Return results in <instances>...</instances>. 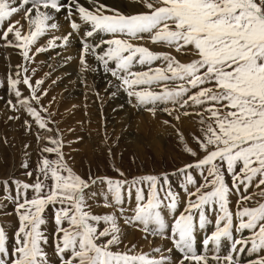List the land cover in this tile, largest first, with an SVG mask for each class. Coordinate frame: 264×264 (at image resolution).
Masks as SVG:
<instances>
[{
  "label": "snow or ice",
  "instance_id": "6c2138e0",
  "mask_svg": "<svg viewBox=\"0 0 264 264\" xmlns=\"http://www.w3.org/2000/svg\"><path fill=\"white\" fill-rule=\"evenodd\" d=\"M136 3L143 10L126 14L104 0H0V41L23 59L7 77L16 97L8 103L26 114V130L35 126L37 140H45L34 180H13L15 195L9 189L5 197L14 205L17 225L10 243L0 224V264H242L246 250L255 255L248 264H264V0ZM60 14L70 31L56 35ZM75 37L82 72L97 70L90 69L91 55L134 108L153 117L175 113L176 121L194 118L199 135L190 134L191 144L163 121L193 158L171 174L182 178V192L167 172L129 180L116 169L118 177L85 179L71 166L59 130L50 126L56 123L50 106L42 104L45 81H33L31 64L37 54L67 49ZM145 40L171 51L153 50L140 43ZM25 174L33 177V171ZM97 182L105 185L101 206L111 209L104 214L90 203L96 193L88 190ZM126 202H132L128 209ZM122 224L171 247L120 250ZM199 232L204 235L198 245Z\"/></svg>",
  "mask_w": 264,
  "mask_h": 264
},
{
  "label": "rangeland",
  "instance_id": "374dc122",
  "mask_svg": "<svg viewBox=\"0 0 264 264\" xmlns=\"http://www.w3.org/2000/svg\"><path fill=\"white\" fill-rule=\"evenodd\" d=\"M104 2L110 5V3H108L107 1L104 0ZM65 23L67 25L66 27H68V24L64 19V24ZM62 31L63 30L61 29L60 32L62 33ZM144 42L151 43L148 40L140 41V43L142 44H144ZM151 44L149 45V47L155 50V47L152 46L153 44L152 45ZM157 46L162 47L161 45H157ZM3 47H4V42L0 41V48ZM77 48H78V53H80L81 45H78ZM160 51H162V49ZM167 51H171V50L167 49ZM173 54L177 55L178 59L181 60L188 59V57L186 56H181L177 53H173ZM40 55L41 53L37 54L35 56V62L31 64V68L35 69V74L33 75V81H35L36 79H44L45 81L44 85L42 86V89L46 90L48 95L42 98V104L46 106H50V111L53 113V119L56 122L54 125H50V126L59 130V134L62 136L64 140V144H65L64 151L66 154V158L69 160L71 166L74 168V170L77 173H79L85 179H88L89 177L92 178L118 177V173L116 169H120L121 171L124 172L125 177L131 180L132 178L140 177L143 175L161 174L167 172L170 175V179L172 181L174 189L182 192V189L178 187V185L181 183L182 178L178 174L175 176L171 174L174 173L178 167H182L184 163L190 162L193 158L190 155L184 153L182 146L178 142L176 133L171 127L164 125L163 121L169 120L172 124H174L176 128L180 129L184 133V135L187 138H189V143L191 144L192 141L190 138V134L192 132H196V128H197V125L194 122V118L181 116V120L176 121L173 118L175 113L173 114V116H168L166 113L158 111L157 113H159V115H157L156 119L158 118L157 121L160 122V125H162V127L166 130V132L161 133L160 132L161 129L159 127H155V130L152 131L149 130L153 133L158 132V135H160L162 140L160 146H153L152 145L153 143L145 139V137L143 136L144 134L142 132L140 133L141 127L144 128L143 131L146 130L144 126H146L147 130L150 128L148 124L145 123L142 124L141 127H136V125L139 123L141 119L140 116H136V119L130 120V118H127L128 120H126L127 116H125L126 115L125 113L124 115L125 121L122 122L121 128L119 126L120 123H117V125L114 124L107 125V122L105 123L106 118L104 119L105 121H103L98 117L95 120H93L92 115H94L95 106H93L94 103L93 101H91V99L90 101L86 100L84 104L85 96L81 97V100L78 101L77 103H74V105L72 104L71 108L69 109L68 108L66 109L64 107L62 108L61 106L63 105V101L59 102V100L56 99L58 93L56 90V86L53 83L54 80L50 78L48 71H46V69L48 68V64H45V61L42 60L40 61L39 59ZM79 57L80 54L78 56V62H79ZM93 60L94 58L92 56L89 57V61L91 63L96 62L95 60L94 61ZM97 67L98 68L100 67L99 72L101 73V70L103 71V68H101V66L98 65V63H97ZM80 68L81 66L78 67L77 64L76 71L79 77L85 74V72H82ZM105 74L108 78L115 80V78H112L110 73H105ZM0 83H2V81H0ZM116 83L119 82L116 81ZM107 84H110V81H108ZM91 91H93L94 94H92L93 92ZM91 91H89L88 94L89 95L92 94V96H95V104H97L96 97H99L96 96L98 93V86L92 83ZM119 92L122 93V97L124 98V101L128 102L127 104L132 106L131 104H129V99H128L129 97L127 96L126 92L123 91V89L121 90L118 89V93L117 91L113 93H115V96H117L119 95ZM97 100H99V98H97ZM54 104L57 106H54ZM88 105L91 107H89ZM63 112L66 113L64 114ZM13 116L18 117V112L12 110V112L7 117V121L4 120L3 118H1L2 121L0 119V144L2 145V147L0 145V169H2V173H0V224L6 226V230L8 231L10 236V241H11V236L17 225V217L14 212V205L10 200L5 199V197L7 196V194L9 195V189H12L11 194L15 195V184L12 183L13 180H21L29 183H31L34 180L36 175V169L39 160L41 158L40 148L45 144V140H40V141L37 140V137L33 134L35 131L30 132V134H33V136L35 137V141H33L35 146L32 143V145L35 148H33L34 149L32 152L33 154L28 155L26 153L27 150L25 149L24 146L28 142V141L26 142L25 137H27L29 134L17 133L12 130L10 131V129L7 128L11 124L17 123V121L19 120V119H13ZM9 117L12 119L8 120ZM7 123L8 126H6ZM102 123L105 124L102 126ZM113 128L119 130L115 131V129ZM3 131H4V135L2 133ZM64 134L66 136H63ZM196 134L199 135V132H196ZM127 136H129V138H127ZM135 137L136 140L134 139ZM88 143H90L91 145H89ZM136 143L138 145H136ZM93 144H95V146ZM87 145L92 147L93 150L91 149L90 152H87L85 149ZM24 162H27L29 164L28 169L22 167V164ZM27 171H33V177L30 178L26 176L25 173ZM196 175L197 178L199 179L198 174ZM5 180H8L9 184L4 185L2 182ZM92 188L93 190L90 191ZM90 190H88L90 194L93 192L96 193L95 201H90V203H93V210L97 214H104L106 212H110L111 209H105L101 206L103 202V196L105 193V185L97 182L96 184L92 185ZM29 195H31V193H29ZM232 203L234 206L236 203L235 197L232 198ZM131 206H132V202H126L125 204L126 209L130 208ZM46 216L48 218L47 231L49 234H51L55 228L52 219L53 209L51 207L47 210ZM211 227L212 226L210 225L209 228ZM101 228H103V225H101ZM122 228H123V235H122L123 243L120 245V250H127V248H130L132 245H136V249L143 252H150L151 249L154 247H163V248L171 247L169 241L162 240L159 237L149 236L148 237L149 241L145 242L144 241L146 240L144 238L145 234L139 231L135 227L123 225ZM202 236L203 234L200 232L197 234L198 245ZM166 243H168L169 246L164 245ZM49 244L50 245L52 244L51 235L49 238ZM226 248H227L226 245L222 247V254L225 252L224 250H226ZM48 251L51 254L52 248L49 247ZM248 254L249 253L246 250L243 256L244 258L240 257L241 261L248 262V260H250ZM176 255L177 254L175 252L172 254L173 259L176 258ZM251 255H252L251 259H254L255 258L254 254Z\"/></svg>",
  "mask_w": 264,
  "mask_h": 264
},
{
  "label": "bare ground",
  "instance_id": "6f19581e",
  "mask_svg": "<svg viewBox=\"0 0 264 264\" xmlns=\"http://www.w3.org/2000/svg\"><path fill=\"white\" fill-rule=\"evenodd\" d=\"M105 1L110 3L109 6L114 7L116 9H119L121 12H126V14H134L138 11H141V8L136 3V0H105ZM82 2H86V0H82ZM58 21L60 24H62L61 25V29L63 30L62 33L66 34L68 29L66 27L67 26L66 23L64 24V15L63 14H60L58 16ZM22 23H23V21H22ZM55 34L59 35L61 33L57 32ZM11 38L12 37L10 36L9 39H11ZM50 38H51V35H49L45 38H42L40 41V44L41 45L46 44L47 40ZM91 42L94 43L95 41L92 40ZM79 43L80 42L75 37L72 39V41H71V43L67 49H64V48L51 49L48 52L41 53V55L39 56L40 61L41 60L45 61V64H48V68L46 69V71H48L50 78H52L54 80L53 83L56 86V90L58 93L56 99H58L59 102L63 101V105L61 107L69 109V108H71L72 104L74 105V103H77L78 101L81 100V97L85 96L84 97L85 98L84 104H85L86 100L90 101V99L94 103L93 106H95V108H94L95 110H94V115H92L93 120H95L98 117V118L102 119L103 121H105L104 119L106 118L105 123L107 122V125L108 124L117 125V123H120V125H119L120 128L122 126L121 125L122 122L125 121L124 120L125 113H126L125 116H127L126 120H128L127 118H130V120L136 119V116H140L141 119H140L139 123L136 125V127H141L142 124L147 123L150 128L147 130L146 126H144L146 130L143 131L144 128L141 127L140 133L142 132L144 134L143 136L145 137V139L151 141L153 143L152 144L153 146H160V144L162 142L160 135H158V132H156V133L151 132L152 130H155V127H159L161 129V131H160L161 133L166 132V130L162 127V125H160V122L157 121L158 118L156 119V117H157V115H159V113H157L156 116L153 117L150 113H148L147 111H145L139 107L134 108L133 106L128 105L127 104L128 102L124 101V98L122 97L121 92H119V95H117V96H115V94L113 95V92H115V91H117V93H118V88L116 87V85L118 83H116V81L114 79L112 80L111 78H108L102 70L100 73L99 72L100 67L99 68L97 67V63L96 62L91 63L89 61V57H91L90 55L87 57L88 63L90 65V69L95 68L97 70L96 71L89 70V71L85 72V74L82 73L83 75L81 77H79V75L76 71L77 64H78V67L81 66L79 63L80 61L78 62V56L80 53H78L77 46L79 45ZM144 44H146L145 46L149 47V45L151 43L144 42ZM152 46L155 47L156 51H160L161 49H162V51H167V49H165L163 47H159L157 45H152ZM67 57H71V59L68 60V59H66ZM22 63H23L22 57L20 55L19 50L14 49L12 47H8L4 43V47L0 48V81H2V83H0V119L3 118L4 120L7 121L8 115L12 112V109H10L7 106V105H9L8 102L9 101H13V102L16 101V97H15L14 93L12 92L10 85L7 82V77L13 75L15 73V71L18 70L17 66L21 65ZM63 65H65V66H63ZM101 68H102V66H101ZM80 70H81V68H80ZM46 75H48V74H46ZM108 81H110V84H107ZM92 83H94L95 85L98 86L99 95H96V96H99V97H96L97 104H95V96H92V94H94V92L91 91ZM20 88L23 91L25 96H27L29 94V90L26 88V86L20 85ZM89 91H91L93 93L89 95L88 94ZM97 98H99V100H97ZM56 99H54V100H56ZM80 103H82V102H80ZM91 105H92V103H91ZM54 106H57V105L54 104ZM80 106H81V104H80ZM89 107H91V106H89ZM78 111H79V109H78ZM61 114H62V112H61ZM18 117H19L18 118L19 120L17 121V123H13L7 128H9L10 131L12 130V131L17 132V133L29 134L27 137H25L26 142L28 141L27 142L28 144L26 143V145H28V147L27 148L25 146L24 147L27 150L26 153L28 155L33 154L32 153L34 150L33 148H35L34 147L35 145L33 142L35 139V137L33 136L34 133L30 134V132L27 131L25 126H24L23 121L26 118V114L22 113V112H18ZM1 121H2V119H1ZM10 122H12V121H10ZM133 122H134V120H133ZM105 123H102V126ZM6 126H8V123L6 124ZM113 129H115V128H113ZM116 130H119V129H115V131ZM149 130H151V131H149ZM33 131H36L35 126L33 128ZM129 131H130V129H129ZM2 133L4 135V131ZM63 136H66V135L64 134ZM127 138H129V136H127ZM134 139L136 140V137ZM87 142H89V141H87ZM32 143L34 146L32 145ZM88 144L91 145L90 143H88ZM89 145H87L85 148L87 152H90V150L92 149V147H90ZM93 145L95 146V144H93ZM136 145H138V144L136 143ZM1 147H2V145H1ZM0 173H2V169H0ZM92 190H93V188L90 191H92ZM97 212H99V211H97ZM125 232H126V230H125ZM125 234H127V233H125ZM128 234H129V232H128ZM129 236H131V235H129ZM136 236H137V234H136ZM157 240H160V239H157ZM144 241L148 242L149 240L147 238ZM125 243H126V241H125ZM159 243H161V242H159ZM144 245H145V243H144ZM164 245L169 246L168 243H166ZM243 256H244V254L241 255V257H243Z\"/></svg>",
  "mask_w": 264,
  "mask_h": 264
}]
</instances>
